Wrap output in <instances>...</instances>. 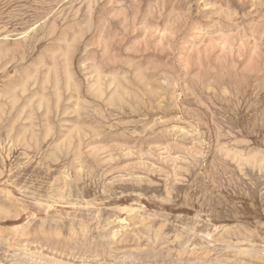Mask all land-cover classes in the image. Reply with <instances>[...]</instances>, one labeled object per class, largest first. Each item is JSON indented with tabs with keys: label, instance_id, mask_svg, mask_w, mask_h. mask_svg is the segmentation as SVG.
<instances>
[{
	"label": "rangeland",
	"instance_id": "1",
	"mask_svg": "<svg viewBox=\"0 0 264 264\" xmlns=\"http://www.w3.org/2000/svg\"><path fill=\"white\" fill-rule=\"evenodd\" d=\"M0 264H264V0H0Z\"/></svg>",
	"mask_w": 264,
	"mask_h": 264
},
{
	"label": "bare ground",
	"instance_id": "2",
	"mask_svg": "<svg viewBox=\"0 0 264 264\" xmlns=\"http://www.w3.org/2000/svg\"><path fill=\"white\" fill-rule=\"evenodd\" d=\"M43 210V207H38L36 210H34V212H40V211H42ZM124 209H122V211H123ZM57 224H59V220H57V223H56V225ZM209 236V235H208Z\"/></svg>",
	"mask_w": 264,
	"mask_h": 264
}]
</instances>
